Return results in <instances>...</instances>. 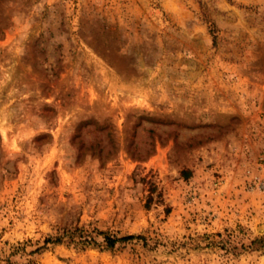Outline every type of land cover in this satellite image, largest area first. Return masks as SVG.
<instances>
[{
	"label": "rangeland",
	"instance_id": "rangeland-1",
	"mask_svg": "<svg viewBox=\"0 0 264 264\" xmlns=\"http://www.w3.org/2000/svg\"><path fill=\"white\" fill-rule=\"evenodd\" d=\"M0 264H264V0H0Z\"/></svg>",
	"mask_w": 264,
	"mask_h": 264
},
{
	"label": "trees",
	"instance_id": "trees-1",
	"mask_svg": "<svg viewBox=\"0 0 264 264\" xmlns=\"http://www.w3.org/2000/svg\"><path fill=\"white\" fill-rule=\"evenodd\" d=\"M64 234H68L70 238H72V237L74 236L73 233L65 232ZM80 234H82V232L79 233V235H78V240H79L80 242L87 243L88 241H87L86 239L83 240L84 236H83V235H80ZM61 239H62V237H57L56 240H55V242H60ZM106 239H107V242H108L109 246H112V245L114 244V242H116L115 239H110L109 237H106ZM70 240H71V241H74L73 238L70 239ZM47 241H48V240H47Z\"/></svg>",
	"mask_w": 264,
	"mask_h": 264
}]
</instances>
